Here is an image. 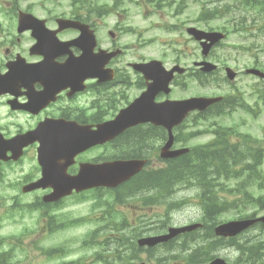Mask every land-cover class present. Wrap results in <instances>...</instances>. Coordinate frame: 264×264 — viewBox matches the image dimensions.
<instances>
[{
    "label": "flooded vegetation",
    "instance_id": "1",
    "mask_svg": "<svg viewBox=\"0 0 264 264\" xmlns=\"http://www.w3.org/2000/svg\"><path fill=\"white\" fill-rule=\"evenodd\" d=\"M51 6V0H0V142L25 134L30 135L31 139L30 144L23 149L21 160L25 162L21 165L20 162L0 164L19 167L21 173L26 163L32 166L23 172V177L16 178L12 173L7 175V178L10 176V182L26 184L40 177L36 153L38 140L45 132L44 141H48L56 126L68 124L95 127L112 119L113 114L109 115L111 111H119L128 106L146 89L143 75L133 71L129 62L123 66L118 62L120 57L111 60L108 65L114 72L111 81L100 82L97 77L84 80L83 73L72 71L73 67L70 66L71 71H65L67 61H74L82 54V43L75 42L81 32L76 28L61 30L58 23L60 19L77 20L87 25L97 41L94 53L99 48L109 52L120 48L123 55L127 48L119 46L115 40L105 46L101 40L98 17L93 10L74 9L66 17ZM88 12L91 16H79L78 19L72 16V13L82 15ZM24 15L32 16L35 20ZM109 32L112 31L109 30L107 35H110ZM116 38L119 39V32ZM190 74L198 75V96H204V91L209 87L208 81L198 69H193ZM175 79L179 82L180 77L176 76ZM161 100V97H157V101ZM232 106L226 105L223 108ZM142 127L152 128L148 124ZM157 150L155 146L151 151L156 153ZM141 151H145V148ZM82 162L81 156L76 157L66 174L74 176ZM44 191L49 192L51 189ZM136 223L134 220L132 224L129 222L119 229H123V234L127 236L130 227L135 228ZM120 233H116V236Z\"/></svg>",
    "mask_w": 264,
    "mask_h": 264
},
{
    "label": "rangeland",
    "instance_id": "2",
    "mask_svg": "<svg viewBox=\"0 0 264 264\" xmlns=\"http://www.w3.org/2000/svg\"><path fill=\"white\" fill-rule=\"evenodd\" d=\"M23 2V0H19ZM40 0H35L38 2ZM147 1V0H146ZM177 1V0H175ZM218 0H206L207 6L212 5L211 2H217ZM98 3H110V0H98ZM144 2V0H142ZM146 3V2H145ZM186 10L178 17H175L171 14L170 11L167 10H157V12H153L147 4L146 7H138L134 4L125 3L122 8H120V14L106 16L102 19H99V25L101 28V33L103 34L107 29L116 25L117 22H120V26L123 28H131L143 32V34L139 38L134 35L126 34L122 39L118 41L119 45H126L130 47V50L124 55V58L121 59L123 61H141L147 59H156L160 60L164 63L165 67L169 68L175 61H178L181 66H186L192 63L197 57L200 49L197 46L189 41L188 35L185 33V27L189 25H196L194 22L196 21V17L200 10V6L194 2H187ZM51 7L56 8V12H68L69 11V1L68 0H57V3L51 4ZM66 10V11H65ZM124 16V19L120 21V17ZM175 24L178 25V29L173 32H167L163 29L164 25ZM200 28H204L202 25H198ZM255 35V36H252ZM138 38V39H137ZM188 41V42H187ZM143 43V47H139V43ZM247 46H253L254 52L251 53L250 50L247 49ZM211 58L213 60H219L222 64V59L224 61H228L234 70L244 71L245 66H250L253 57L257 56L259 59L264 60V30L260 32L258 35L253 34H230L228 35L220 45L211 51ZM255 55V56H254ZM213 79H221L222 80V72L212 76ZM255 79L249 78L245 79L244 77H240L238 81L236 80L237 87H239L242 91L249 93V86L254 85ZM190 93H193L191 88H189ZM196 90V89H194ZM211 95L222 94V89L216 90L215 87H211V90H208ZM249 96V94H248ZM248 102H253L248 100ZM264 105V102H262ZM257 118L253 120L250 116L243 114L242 112H238L237 114L232 115L229 119L226 120L227 126H235L239 131L243 133L250 132L255 137L262 139L264 141V108L256 113ZM213 121V120H211ZM218 122H222L220 119ZM222 125V123H221ZM192 125L189 123L185 130H193ZM209 136H200L195 138L190 145L200 144L203 142H207ZM100 152V151H98ZM263 172H264V165ZM28 169V166L24 168ZM8 172V170H5ZM16 174L18 177L23 176V172L21 173L19 169H14L12 172ZM10 177V176H9ZM8 177V178H9ZM251 191V190H250ZM255 197L259 195L264 196V191H253ZM20 192L8 190L5 187H0V202L6 203L4 205H0V214L8 211L11 208L12 202L10 201L13 197H18L21 202L24 204L32 202L35 197L33 196H23L21 197ZM197 191L190 189H182L174 195V201L180 202V200L188 199L185 204L182 206L169 211L163 206L154 205L150 207H145L144 212H149L154 210H158L159 214L164 211L167 212L165 215L157 216L156 225L151 228L147 227L149 232L146 235L157 234L160 231V227H162L163 222L164 228L167 227H179L182 225H187L195 222H199L202 217V209L200 207L199 202L197 201ZM239 198L238 195H234V193H222V200H225L228 203L236 202ZM8 204L10 206H8ZM65 215L66 221L69 222L71 219H78L80 217H87L90 214V211L93 212L92 204L90 201H81L76 202L75 199H70L65 203ZM138 202L135 203L130 201L126 204L124 208L119 207L120 209L127 212L128 216L131 215H139V212L136 211ZM118 207V206H117ZM136 211V212H135ZM253 211L258 212L259 215H264V204L262 208L257 207H248L244 211H240L236 209L234 206L231 209L223 212L220 220L222 222L227 221H235L240 219L245 215L251 214ZM96 215L100 213L96 212ZM92 218V217H91ZM38 213H14L12 218L7 219V217H3L0 220V239H2L5 244L0 245V252L9 251L10 245L12 244L14 247L13 259L11 262L19 263V264H44V263H52L54 261H46L42 256V252L38 251L37 247L49 248V247H59L58 245L63 242H68L67 251L69 253L68 261L78 260L80 258H85L87 263H90V258L94 255L96 250H81V242L82 239L92 232L96 227V222H82L81 224L70 226L68 228H64L61 231H58L51 235H44L38 232ZM154 228H157L154 230ZM31 231V232H27ZM162 231V230H161ZM160 231V232H161ZM42 237L40 242L37 241V237ZM44 237L46 239H44ZM240 242L242 241H261L264 244V230L260 228H255L245 234L242 235ZM37 242V245L35 243ZM179 243V241H177ZM177 243V244H178ZM175 246V245H174ZM172 248V247H171ZM170 248V249H171ZM167 251L166 248H160L156 251L155 255L163 254ZM175 254V252H174ZM141 260L151 264L150 261H147V256L145 253H141ZM217 256L221 258H226L230 263H233L238 254L236 250L232 247H227L221 249L217 252ZM94 264H97L94 261ZM169 264V263H168Z\"/></svg>",
    "mask_w": 264,
    "mask_h": 264
},
{
    "label": "trees",
    "instance_id": "3",
    "mask_svg": "<svg viewBox=\"0 0 264 264\" xmlns=\"http://www.w3.org/2000/svg\"><path fill=\"white\" fill-rule=\"evenodd\" d=\"M86 1L74 0V3H83L82 6H85ZM113 1H115L114 6L119 5L117 0ZM149 1L156 3V6H160L163 0ZM199 1L205 5L204 0ZM222 1L223 3L221 2L219 5L203 9L199 19L216 21L221 29L222 20L226 19V25L223 28L232 29L233 32H241L240 27L249 28L256 22V18L264 24V0ZM87 5H90L89 1H87ZM97 7L99 8V14H107L112 10V8L103 5H97ZM178 8H182L181 3L178 5ZM247 19H250V21H247ZM215 114H222V104L217 107ZM124 145H128L130 151L133 149L132 154L134 153L135 146H139V144L135 145L130 143H124ZM249 148L251 149V158H245ZM221 152L222 139L218 133L210 145L204 148L194 149L189 154L175 161L167 162V166L162 170L141 173L124 185L123 192L135 194V192H139L143 188L150 189L148 194H151L152 198L150 197L148 200L151 199L158 204H165L170 199L169 196L173 195L177 189L179 190L183 187L189 188L190 185L195 184L199 191H201V201L205 204L203 234L201 235L199 230L197 233L190 235L191 237L185 236L183 238L184 246L182 248L186 251L187 248L185 245L191 239H194L195 242L202 243L193 250L192 257L194 264H203L211 260L215 252L221 246H224V243L234 244L236 246L239 256L235 264H264V247L260 241L252 242L251 244L235 243V240H228L226 242L224 239L216 238L212 231L214 226L219 223L218 221L222 212L226 209L232 206L237 208L239 205L245 207L257 204L261 206L262 197L254 198L249 188L256 185L261 190L264 186V174L259 169L263 158L262 151L260 149L254 151L250 145V141L246 137H242L239 143L231 146L230 152L227 146L224 149V156H222ZM237 154L240 156L237 157ZM119 156L125 157L126 155ZM237 165L242 166L241 171L233 170ZM209 169H212V171ZM232 186L233 188H231ZM154 190L155 192H153ZM234 191L237 195H240V199L231 204L222 200L221 196L223 192L230 193ZM40 205L41 203L38 204L36 202L27 206V210L29 212L30 210H38L41 208ZM178 205L181 206L182 203H178ZM21 210L22 207H12L0 215V217L7 216V218H10L14 213H18ZM40 212L41 217L50 214L49 211H45L43 208ZM8 256L6 253L0 254V264L6 263Z\"/></svg>",
    "mask_w": 264,
    "mask_h": 264
},
{
    "label": "water",
    "instance_id": "4",
    "mask_svg": "<svg viewBox=\"0 0 264 264\" xmlns=\"http://www.w3.org/2000/svg\"><path fill=\"white\" fill-rule=\"evenodd\" d=\"M65 22L69 23L68 21ZM188 32L195 35L197 39L206 38L211 40L210 45L204 46V53H207L210 46L222 38L220 34H206L195 29H189ZM90 51L91 49H84L83 58H88V56H90ZM115 55L116 54H111L104 59H99V71H101L103 68L102 66ZM133 66L140 69V71L146 75L147 79L152 80V84L149 85L146 94L139 98L130 108L122 111L114 121L99 125L95 130L91 128H78L73 137L66 134L54 143L55 146L52 145L51 148H49V145L43 146L40 150L39 158L40 161L43 159L47 163L43 167V178L39 183L33 184L28 191L40 187L45 179L55 180L54 184L56 189L50 195L43 198L45 202H52L70 195L72 189H75L76 192H80L97 186L115 187L137 174L142 169L144 161H117L94 166L84 165L79 174L70 181L65 180L62 171L57 166L52 167L51 164L59 159L67 161L73 158L77 153L85 151L94 145L103 144L122 133L125 129L138 123L152 122L155 125L166 126L170 129L173 125L181 122L188 112L195 109L201 111L205 110L210 104L218 101V99H192L181 102L152 104L149 102L150 97L155 94L157 90L160 91L161 89L165 93H168V84L173 78V72L181 71L175 67L168 72L162 67L161 63L156 61ZM211 69H213V67L208 66L207 70ZM249 72L262 76L258 71L252 70ZM170 144L171 141L163 148L162 157H174L183 152L177 151L169 153L168 148ZM256 221H262L264 223V218L228 223L218 227L215 232L220 236H234ZM196 227L197 226L194 225L182 229H170L169 235L167 236L142 240L139 244L152 246L157 242L166 241L179 233L191 231ZM211 264L226 263L223 260L217 259Z\"/></svg>",
    "mask_w": 264,
    "mask_h": 264
}]
</instances>
